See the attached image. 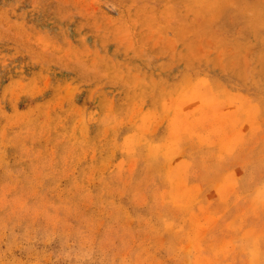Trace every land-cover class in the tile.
<instances>
[{"label":"rangeland","instance_id":"374dc122","mask_svg":"<svg viewBox=\"0 0 264 264\" xmlns=\"http://www.w3.org/2000/svg\"><path fill=\"white\" fill-rule=\"evenodd\" d=\"M0 264H264V0H0Z\"/></svg>","mask_w":264,"mask_h":264}]
</instances>
